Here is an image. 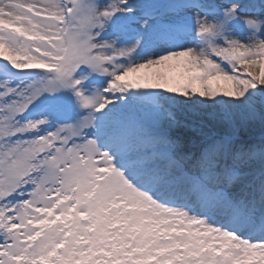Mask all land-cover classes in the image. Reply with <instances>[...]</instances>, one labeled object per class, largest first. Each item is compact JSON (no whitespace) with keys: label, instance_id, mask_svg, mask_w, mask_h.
<instances>
[{"label":"snow or ice","instance_id":"obj_1","mask_svg":"<svg viewBox=\"0 0 264 264\" xmlns=\"http://www.w3.org/2000/svg\"><path fill=\"white\" fill-rule=\"evenodd\" d=\"M0 264H264V0H0Z\"/></svg>","mask_w":264,"mask_h":264}]
</instances>
